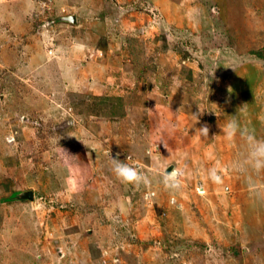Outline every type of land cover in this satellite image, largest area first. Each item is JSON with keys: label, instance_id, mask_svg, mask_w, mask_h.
<instances>
[{"label": "rangeland", "instance_id": "rangeland-1", "mask_svg": "<svg viewBox=\"0 0 264 264\" xmlns=\"http://www.w3.org/2000/svg\"><path fill=\"white\" fill-rule=\"evenodd\" d=\"M255 51L264 0H0V264H264V171L220 128L264 138Z\"/></svg>", "mask_w": 264, "mask_h": 264}, {"label": "clouds", "instance_id": "clouds-1", "mask_svg": "<svg viewBox=\"0 0 264 264\" xmlns=\"http://www.w3.org/2000/svg\"><path fill=\"white\" fill-rule=\"evenodd\" d=\"M200 112L194 113L196 121H199ZM232 118L227 120L222 127L223 134L229 141H233L237 138H243V155L239 154L234 157L233 166L243 173L244 183L249 189L255 191L256 176L255 174L260 171H264V138H257L254 130L242 126L238 114L232 115ZM209 126L207 124L202 125L199 128L194 129V134L201 136H208ZM60 153L65 161L71 160L73 155L62 148L60 145ZM112 171L122 181L128 183H141L146 182V177L138 170L124 160L112 157ZM183 175V170H176L171 173L165 172L163 175V183L169 189H178L181 181L180 177ZM210 176L214 180H218L219 177L215 169L210 171Z\"/></svg>", "mask_w": 264, "mask_h": 264}, {"label": "water", "instance_id": "water-1", "mask_svg": "<svg viewBox=\"0 0 264 264\" xmlns=\"http://www.w3.org/2000/svg\"><path fill=\"white\" fill-rule=\"evenodd\" d=\"M61 21L63 22H69V23H73L75 24L77 21H76V17L75 16H69V17H63L61 18ZM174 169V167H171L167 170V172H171L172 170ZM21 199L22 198H33V193L32 192H24L22 193V195L20 196Z\"/></svg>", "mask_w": 264, "mask_h": 264}, {"label": "trees", "instance_id": "trees-1", "mask_svg": "<svg viewBox=\"0 0 264 264\" xmlns=\"http://www.w3.org/2000/svg\"><path fill=\"white\" fill-rule=\"evenodd\" d=\"M254 54H256L258 57L262 58L264 54H262V51H255Z\"/></svg>", "mask_w": 264, "mask_h": 264}, {"label": "crops", "instance_id": "crops-1", "mask_svg": "<svg viewBox=\"0 0 264 264\" xmlns=\"http://www.w3.org/2000/svg\"><path fill=\"white\" fill-rule=\"evenodd\" d=\"M80 65H81V68H80V70H78V71L81 73V72H82L81 69L87 68V64L82 63V64H80Z\"/></svg>", "mask_w": 264, "mask_h": 264}]
</instances>
